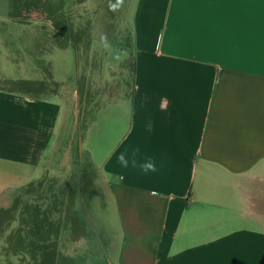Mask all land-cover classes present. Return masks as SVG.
<instances>
[{
	"label": "crops",
	"instance_id": "1",
	"mask_svg": "<svg viewBox=\"0 0 264 264\" xmlns=\"http://www.w3.org/2000/svg\"><path fill=\"white\" fill-rule=\"evenodd\" d=\"M127 4L135 87L90 111L83 131L76 70L58 79L33 57L31 71L42 64L56 92L0 91V209L44 175H75V154L86 153L95 174L86 233L70 242L62 232L58 264H264V0ZM14 46L0 47V72ZM105 196L116 233H94L87 219Z\"/></svg>",
	"mask_w": 264,
	"mask_h": 264
},
{
	"label": "trees",
	"instance_id": "2",
	"mask_svg": "<svg viewBox=\"0 0 264 264\" xmlns=\"http://www.w3.org/2000/svg\"><path fill=\"white\" fill-rule=\"evenodd\" d=\"M88 1L0 0V25L33 26L38 29V33L32 34L33 47L29 56L40 58L54 49L72 48L76 64L83 63L87 68L93 20L100 22L103 18L109 24L118 22L125 14L128 3V0H96V13L81 12L80 6ZM14 34L24 38V42L18 41L14 46L18 54L17 63L23 59L21 52H27L23 46L27 45L25 41H28L29 34H1L0 41L4 40L9 48L13 46L10 41ZM105 36L108 37V44L115 43L116 37H109L108 33ZM39 69L42 74L39 81L0 78V91L35 99L50 98L58 85L42 64ZM85 78V73L79 71V95L81 89L78 84H83ZM79 122L83 131L87 122L82 123L81 109ZM74 169L75 175L64 178L42 176L20 188L11 205L0 209V264H58L62 261L59 254L62 232L66 231L67 241L70 242L86 233L83 212L88 209L90 188L95 178L94 166L86 153L77 152Z\"/></svg>",
	"mask_w": 264,
	"mask_h": 264
},
{
	"label": "rangeland",
	"instance_id": "3",
	"mask_svg": "<svg viewBox=\"0 0 264 264\" xmlns=\"http://www.w3.org/2000/svg\"><path fill=\"white\" fill-rule=\"evenodd\" d=\"M97 7L98 6L96 0H89L83 6H80V11L82 12L83 10H85L89 13H96L95 11ZM126 12V16L123 15L121 19L118 20V22L114 21L112 24H109L108 21L105 22L103 18L100 22L93 20L91 33L92 45L88 54L89 65L87 66V68H85V65L83 63H81L79 66L75 63V53L72 48H69L67 50L54 49L52 52L40 56V59L44 63L45 67H47L49 71H51L52 74H54V76H56V78L58 79L62 78L64 75H67L70 70L71 73H74L75 70L77 71V73H79V71L85 73L86 78L84 83L78 84L79 88L81 89L80 109L83 124L84 122H88L90 116L88 112H92L95 107L100 108L101 106H103L104 108V105H108L107 102H110L114 99H129L132 94V90L135 87L134 77L132 76L134 73V65L132 64L133 60L131 59L133 51L130 45L131 37L128 33L127 24L128 21L129 25H131L133 19V10H129L128 4L126 7ZM4 28L6 29V27ZM105 33H108L109 37H116L114 44H108L106 46L105 43H102L101 37L105 36ZM1 34L3 36H7L10 34V32L7 29H2L0 31V36H2ZM15 35L16 34H14V36ZM14 39L16 41L12 40L10 41V44L14 45L18 41L24 42L23 37L20 38L16 36ZM25 44L27 45H24L23 49L27 52L23 57V62L25 64L24 69L22 67L18 68V66H15L13 62L16 57L14 58L13 55H10L7 62L8 66L3 67L0 73H2L5 78L13 81L22 79L39 81L41 79V73L39 74V72L31 71L30 69V66H32L31 64H33L34 62L32 60L33 55L29 56L33 47V41L30 37L28 41H25ZM4 46V40L0 41V47ZM0 52L2 55H5L4 50ZM126 59L127 62L124 63ZM113 110H115V108ZM105 111L106 109H103V112H98V115L96 117L98 119H101L104 117V115L107 116ZM108 115H110V113H108ZM103 148L104 146H98V149ZM48 176L51 177L52 175L49 174ZM99 193L103 195L105 193V190L101 189ZM258 194L259 192L257 193V195ZM104 202L106 204L105 209H102L100 207L101 203L99 197H96L94 201L90 203L89 210H91L92 214H94L91 216L93 218L96 217L93 219L92 217H89L90 214L88 216L86 215L89 224H92V228H96V231L94 230L92 232H106L110 234L116 233V225L113 221L114 213L110 205L111 200L108 198V196H105ZM100 217L107 218L108 223L103 226H95L94 221L97 222L98 218ZM1 241L2 240L0 239V242Z\"/></svg>",
	"mask_w": 264,
	"mask_h": 264
},
{
	"label": "clouds",
	"instance_id": "4",
	"mask_svg": "<svg viewBox=\"0 0 264 264\" xmlns=\"http://www.w3.org/2000/svg\"><path fill=\"white\" fill-rule=\"evenodd\" d=\"M101 40H102V42H104L105 45L107 46V44H108L107 37H106V36H102V37H101ZM118 162H119L122 166L127 167L128 161L125 159V157H124L123 154H121V155L118 157ZM142 167H143V170H144L145 172H147V171H155V166H154V164H152V163H147V164L143 165ZM118 179H122V177H119Z\"/></svg>",
	"mask_w": 264,
	"mask_h": 264
}]
</instances>
